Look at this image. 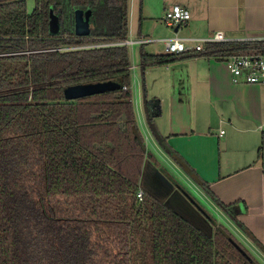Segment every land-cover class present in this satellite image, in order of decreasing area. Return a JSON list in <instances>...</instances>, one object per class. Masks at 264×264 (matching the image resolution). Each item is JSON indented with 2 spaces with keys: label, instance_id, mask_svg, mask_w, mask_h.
I'll return each mask as SVG.
<instances>
[{
  "label": "trees",
  "instance_id": "1",
  "mask_svg": "<svg viewBox=\"0 0 264 264\" xmlns=\"http://www.w3.org/2000/svg\"><path fill=\"white\" fill-rule=\"evenodd\" d=\"M34 2L29 12L27 0H0V264H260L226 226L209 236L147 192L137 197L150 154L123 44L129 0ZM77 10L91 12L86 36L75 33ZM249 44L208 43L202 53L223 57ZM176 57L142 50L141 66ZM99 82L120 87L65 98L71 85ZM144 100L156 131L160 103Z\"/></svg>",
  "mask_w": 264,
  "mask_h": 264
},
{
  "label": "crops",
  "instance_id": "2",
  "mask_svg": "<svg viewBox=\"0 0 264 264\" xmlns=\"http://www.w3.org/2000/svg\"><path fill=\"white\" fill-rule=\"evenodd\" d=\"M175 4L191 12V19L177 34L163 21ZM218 34L231 42L264 37V0H129L128 40H144L134 43L140 49L131 52L133 106L150 154L144 161V165L148 161L144 176L147 185L157 189L159 172L174 171L264 261V85L234 83L224 56L218 55L183 54L144 71L141 66L142 50L168 54L164 42L168 38L206 39ZM145 96L160 103V114L154 118L156 131L148 124ZM221 130L225 131L222 136ZM172 152L206 186L196 182ZM180 202L183 205H173L214 234L221 223L213 221L209 226L193 208Z\"/></svg>",
  "mask_w": 264,
  "mask_h": 264
},
{
  "label": "built area",
  "instance_id": "3",
  "mask_svg": "<svg viewBox=\"0 0 264 264\" xmlns=\"http://www.w3.org/2000/svg\"><path fill=\"white\" fill-rule=\"evenodd\" d=\"M190 19V10L179 4H175L168 9L163 17L166 26L172 28L180 27ZM143 42L144 40H137L136 42L127 40L123 42V44L130 46L134 43ZM164 42L166 51L169 54L178 56L183 54L193 55L202 53L204 52L205 45L208 43H228L231 41L224 35L218 34L206 39L180 38L176 36L168 38ZM239 42L250 43V49L246 52L234 53L223 57V61L232 75V81L234 83L264 85V37H250ZM224 132V130H221L220 136H222ZM262 158L264 160V149L262 150ZM143 196L144 190L140 188L137 197L141 201Z\"/></svg>",
  "mask_w": 264,
  "mask_h": 264
},
{
  "label": "water",
  "instance_id": "4",
  "mask_svg": "<svg viewBox=\"0 0 264 264\" xmlns=\"http://www.w3.org/2000/svg\"><path fill=\"white\" fill-rule=\"evenodd\" d=\"M90 15H91L90 11L84 12L82 10H77L75 12V19H74L75 33L78 36H86L90 33L91 31ZM49 32L51 35H54V36L60 34L61 32V22L59 18L54 14L51 15ZM178 32H179V27H176L174 29V33L177 34ZM119 87L120 85L116 82L76 84V85H71L65 88L64 95L67 100H77V99H81L84 97L105 93L108 91H114V90L119 89ZM155 135L158 137V133H155ZM158 142L166 152H169V149L166 147V145L163 144L160 138L158 139ZM147 164H148V161L145 162L139 187L145 192H147L148 194H150L151 196H153L154 198H156L157 200H159L160 202H162L163 204H165L168 208H170L172 211L177 213L180 217H182L183 219H185L186 221L194 225L200 231L204 232L205 234L209 236H213L211 232L210 233L205 232L194 219H192L191 217L187 215V213L182 212L177 206H174L173 203H171L170 200L172 196H175L176 194H178L201 217L207 220V224L209 226L211 225L213 221H215L210 216V214L202 206H200V204L196 201V199L190 193H188V191L185 188H183V186H181L177 181H175L174 179H171V177H168L170 184H171V190L168 193H165L166 194L165 196L162 195L161 197L158 195V191L156 189H152L147 185L145 176H144L145 171L147 169ZM234 244L239 248V250L244 255H246V257L250 261H252V259L248 256V254L240 246H238V244H236L235 242Z\"/></svg>",
  "mask_w": 264,
  "mask_h": 264
},
{
  "label": "rangeland",
  "instance_id": "5",
  "mask_svg": "<svg viewBox=\"0 0 264 264\" xmlns=\"http://www.w3.org/2000/svg\"><path fill=\"white\" fill-rule=\"evenodd\" d=\"M34 6H35V2H34V0H27V9H28V11L29 12H31L32 10H33V8H34ZM164 21V20H163ZM165 23V22H164ZM166 25V24H165ZM170 29H174L175 27H169ZM181 32H182V30H181ZM136 47H137V49H140L139 47L140 46H136V45H133L132 47H130L131 49L130 50H133V51H131V52H133L134 53V51H135V49H136ZM161 149V148H160ZM161 151H163L162 149H161ZM165 153V152H164ZM158 154H160V153H158ZM161 163H163V162H161ZM163 166H165V165H163ZM160 170V169H159ZM168 172H159V174H161V178H160V180H161V182H160V186L158 187L157 186V191H158V195L161 197L162 195L163 196H165L166 194L165 193H168L170 190H171V184H170V181H169V178L168 177H171V179H174L175 181H177L178 183H182V185H184V183L175 175V173H174V171H172L171 169H168L167 170ZM165 176V178H164V176ZM163 183H164V185H163ZM184 188L188 191V193H190L195 199H196V201L200 204V206H202L209 214H210V216H212V218L215 220V222H217L218 224H220L221 223V225H225V220L224 219H220V217H219V215H218V213H216L213 209H211L209 206H207L205 203H204V201L195 193V191L193 190V189H190L189 187H187V186H185L184 185ZM175 197L177 198V200L175 199ZM182 199V201L189 207V208H191L192 209V207L189 205V204H187L184 200H183V198H181L180 196H177V195H175V196H172V198H171V203H175V202H177V206H181V205H183L182 204V202H180V199ZM195 211V210H194ZM234 226H239L240 227V229L242 228L240 225H239V223H237V222H235L234 221ZM239 227L237 228L238 230H239ZM231 230V233L233 234V236H234V238H236L237 240H239L238 242L260 263V264H264V261L262 260V258L261 257H259V254L250 246V244L246 241V240H244L243 239V237H241L240 235H239V233L234 229V228H231L230 229ZM242 230V229H241Z\"/></svg>",
  "mask_w": 264,
  "mask_h": 264
},
{
  "label": "flooded vegetation",
  "instance_id": "6",
  "mask_svg": "<svg viewBox=\"0 0 264 264\" xmlns=\"http://www.w3.org/2000/svg\"><path fill=\"white\" fill-rule=\"evenodd\" d=\"M176 199V198H175ZM177 200V199H176Z\"/></svg>",
  "mask_w": 264,
  "mask_h": 264
}]
</instances>
